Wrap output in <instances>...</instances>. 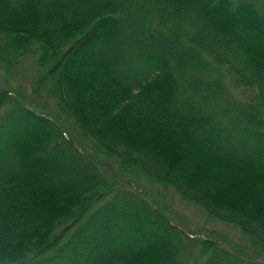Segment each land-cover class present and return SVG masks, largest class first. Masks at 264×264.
Segmentation results:
<instances>
[{
    "label": "trees",
    "instance_id": "trees-1",
    "mask_svg": "<svg viewBox=\"0 0 264 264\" xmlns=\"http://www.w3.org/2000/svg\"><path fill=\"white\" fill-rule=\"evenodd\" d=\"M18 64L52 110L0 84V264H264V0H0V70Z\"/></svg>",
    "mask_w": 264,
    "mask_h": 264
},
{
    "label": "rangeland",
    "instance_id": "rangeland-1",
    "mask_svg": "<svg viewBox=\"0 0 264 264\" xmlns=\"http://www.w3.org/2000/svg\"><path fill=\"white\" fill-rule=\"evenodd\" d=\"M24 65L18 64L15 69L8 72L0 70V84L5 83L12 88L19 87L21 91L19 97L25 104L38 109L52 110L50 99L44 95L36 97L30 92V73L27 67L24 68ZM5 78L8 79V82L5 81ZM41 102H44L47 107H42ZM105 159L102 158L105 167L111 165L110 167L115 171L116 178L121 184L143 193L153 205L159 206L181 229L199 233L202 237L212 238L229 249L251 254L242 235L232 225L206 217L200 208L190 201L180 198L171 188L165 189L159 184L150 183L144 176L120 173L112 162Z\"/></svg>",
    "mask_w": 264,
    "mask_h": 264
}]
</instances>
